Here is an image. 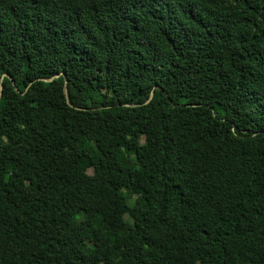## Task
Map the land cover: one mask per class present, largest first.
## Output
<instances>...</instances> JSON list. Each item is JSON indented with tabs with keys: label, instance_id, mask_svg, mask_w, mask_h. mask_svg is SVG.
<instances>
[{
	"label": "trees",
	"instance_id": "1",
	"mask_svg": "<svg viewBox=\"0 0 264 264\" xmlns=\"http://www.w3.org/2000/svg\"><path fill=\"white\" fill-rule=\"evenodd\" d=\"M0 264H264V0H0Z\"/></svg>",
	"mask_w": 264,
	"mask_h": 264
},
{
	"label": "rangeland",
	"instance_id": "2",
	"mask_svg": "<svg viewBox=\"0 0 264 264\" xmlns=\"http://www.w3.org/2000/svg\"><path fill=\"white\" fill-rule=\"evenodd\" d=\"M89 173H91V171H89Z\"/></svg>",
	"mask_w": 264,
	"mask_h": 264
}]
</instances>
